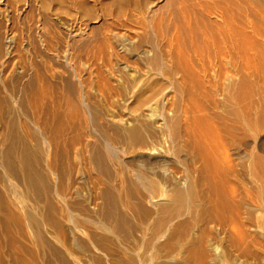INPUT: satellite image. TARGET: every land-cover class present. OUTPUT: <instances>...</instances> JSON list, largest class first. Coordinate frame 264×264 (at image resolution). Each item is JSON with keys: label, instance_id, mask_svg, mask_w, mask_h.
<instances>
[{"label": "bare ground", "instance_id": "obj_1", "mask_svg": "<svg viewBox=\"0 0 264 264\" xmlns=\"http://www.w3.org/2000/svg\"><path fill=\"white\" fill-rule=\"evenodd\" d=\"M0 145V264H264V0H0Z\"/></svg>", "mask_w": 264, "mask_h": 264}, {"label": "rangeland", "instance_id": "obj_2", "mask_svg": "<svg viewBox=\"0 0 264 264\" xmlns=\"http://www.w3.org/2000/svg\"><path fill=\"white\" fill-rule=\"evenodd\" d=\"M100 1H101V0H100ZM89 2H91V0H89ZM8 4H9V3H8ZM9 5H11V4H9ZM12 6H13V5H12ZM4 9H5V8H4ZM37 20H38V21H37ZM33 22H34V24H36V22H38V24H36V26H37V25L40 24L41 20L37 19V18H36V15H35V17H34V19H33ZM16 34H18V33L16 32ZM22 38H23V41H24V40L26 39V36L24 35V36H22ZM25 42H26V40H25ZM1 146H2V145H0V148L3 149L4 147H3V146L1 147ZM1 149H0V151H1ZM16 185H17V186H16V187H17L16 190L18 191V193L22 192V190L19 188V185H18V184H16ZM18 188H19V189H18ZM31 201H32V200L30 199V200H29V203H30V204H33V202H31ZM29 203H28V204H29Z\"/></svg>", "mask_w": 264, "mask_h": 264}]
</instances>
